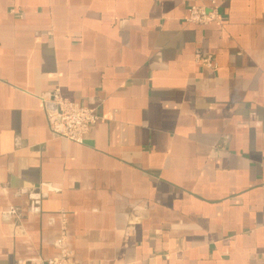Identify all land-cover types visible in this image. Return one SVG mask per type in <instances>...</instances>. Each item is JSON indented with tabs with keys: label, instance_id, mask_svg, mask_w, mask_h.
<instances>
[{
	"label": "crops",
	"instance_id": "0c3cea01",
	"mask_svg": "<svg viewBox=\"0 0 264 264\" xmlns=\"http://www.w3.org/2000/svg\"><path fill=\"white\" fill-rule=\"evenodd\" d=\"M55 95L98 105L81 144ZM62 221L77 264H264V0H0V264Z\"/></svg>",
	"mask_w": 264,
	"mask_h": 264
},
{
	"label": "built area",
	"instance_id": "2783aa9c",
	"mask_svg": "<svg viewBox=\"0 0 264 264\" xmlns=\"http://www.w3.org/2000/svg\"><path fill=\"white\" fill-rule=\"evenodd\" d=\"M186 21L202 26L218 23L221 21V17L215 1H211L209 5H191ZM193 60L205 69L212 70L216 68L213 56L200 48L194 51ZM41 102L48 128L53 137L64 138L81 144L90 126L102 120V116L98 113V105L94 107L83 106L76 101H71L59 95H55L50 99L42 98ZM54 243L57 249L56 254L45 259L42 264H77L72 260V252L66 243L64 221H62L59 235Z\"/></svg>",
	"mask_w": 264,
	"mask_h": 264
}]
</instances>
